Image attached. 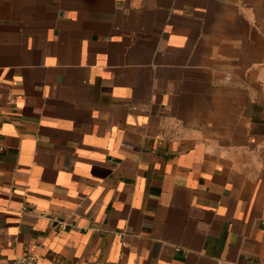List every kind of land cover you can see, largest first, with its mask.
Segmentation results:
<instances>
[{"label": "crops", "instance_id": "crops-1", "mask_svg": "<svg viewBox=\"0 0 264 264\" xmlns=\"http://www.w3.org/2000/svg\"><path fill=\"white\" fill-rule=\"evenodd\" d=\"M24 254L264 264V0H0V264Z\"/></svg>", "mask_w": 264, "mask_h": 264}, {"label": "built area", "instance_id": "built-area-1", "mask_svg": "<svg viewBox=\"0 0 264 264\" xmlns=\"http://www.w3.org/2000/svg\"><path fill=\"white\" fill-rule=\"evenodd\" d=\"M66 223H59L60 229H65ZM9 264H39V259L33 254H24L15 257Z\"/></svg>", "mask_w": 264, "mask_h": 264}]
</instances>
